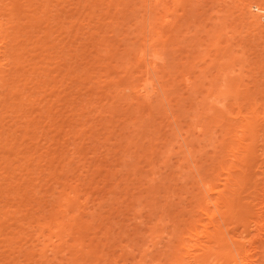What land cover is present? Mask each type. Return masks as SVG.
<instances>
[{
  "label": "rangeland",
  "instance_id": "rangeland-1",
  "mask_svg": "<svg viewBox=\"0 0 264 264\" xmlns=\"http://www.w3.org/2000/svg\"><path fill=\"white\" fill-rule=\"evenodd\" d=\"M158 1L0 0V264H176L210 242L204 181L264 264V3L185 0L172 29Z\"/></svg>",
  "mask_w": 264,
  "mask_h": 264
},
{
  "label": "bare ground",
  "instance_id": "bare-ground-1",
  "mask_svg": "<svg viewBox=\"0 0 264 264\" xmlns=\"http://www.w3.org/2000/svg\"><path fill=\"white\" fill-rule=\"evenodd\" d=\"M153 1V0H152ZM155 2L156 1H158V0H154ZM231 1H239V2H241V3H243L245 0H231ZM250 1V0H249ZM158 2H160V1H158ZM169 3H170V5H168L167 6V9H166V14L164 15V17H163V19H162V24H170V26H171V28L173 29V28H176V26L177 25H179L180 23L179 22H181V20H183L182 19V17L184 18V16H185V0H169ZM258 3H259V5H262V3H264V0H260V1H258ZM158 4V3H157ZM179 10H181L180 12H179ZM3 23H2V21L0 20V31H2V30H4L5 31V29L2 27L3 25H2ZM15 24H18V23H15ZM22 28V27H21ZM7 30L6 31H10L9 30V27H7L6 28ZM18 29V28H17ZM15 30V29H14ZM23 30V29H22ZM4 31H2V33L4 32ZM19 31V30H18ZM158 32H159V30H158ZM9 33V32H8ZM8 33L6 32H4V34L3 35H1V32H0V46L2 45V47H1V49L4 47V49L3 50H1V51H3V53L4 54H6L7 53V51H9V49H8V47H6L5 48V38H6V36H9L8 35ZM21 33V32H20ZM2 37V38H1ZM153 43H155V40H150L149 41V44L148 45H153ZM8 44V43H7ZM10 48V47H9ZM148 48L150 49V47L148 46ZM10 49H12V48H10ZM13 50V49H12ZM26 50V49H25ZM142 51H144V50H142ZM154 52H156V51H154ZM19 53V52H18ZM145 52H143V54H144ZM148 53H150V51L148 52ZM142 54V53H141ZM142 54V55H143ZM157 54V53H156ZM138 55V54H137ZM146 55V54H145ZM141 56V55H140ZM149 56H151V53L149 54ZM154 56H156L155 54H154ZM158 56V55H157ZM156 56V57H157ZM9 57V56H8ZM139 57V56H138ZM143 59H141L140 61L137 59V61H139V62H141L142 63V60H144L145 61V58H146V56L145 57H143V56H141ZM148 57V56H147ZM156 57H150L149 59H147L148 60V63L152 66V68L154 69L155 67H153V66H156L155 64L157 63L156 61H157V59H155ZM6 58H7V56H6ZM5 60V59H4ZM143 61V62H144ZM1 62H2V60H1ZM7 62V61H6ZM139 64V63H138ZM148 64V65H149ZM0 65H2V64H0ZM143 65H145V62H144V64ZM148 68V67H147ZM151 68V69H152ZM149 70H150V68H148ZM147 70V69H146ZM148 70V71H149ZM147 75H148V72H147ZM144 78V77H143ZM142 78V79H143ZM146 78V77H145ZM151 81V80H150ZM139 82H141V81H138V83L137 84H139V87H138V90L137 91H145L146 93H150V92H153V91H156V90H154V89H157L155 86L153 87V83H149V80L147 81L146 79L145 80H143L141 83H139ZM128 85V84H127ZM126 85V86H127ZM135 85V84H134ZM131 86L130 85V87L131 88H133L134 87V89H135V86ZM125 86V87H126ZM129 86V85H128ZM129 87V88H130ZM124 88V87H123ZM129 91H132L131 89L129 90ZM140 93V92H139ZM144 93V92H143ZM148 93V94H149ZM141 94H142V92H141ZM245 124H248V122H246ZM226 179H228V178H226ZM226 182H227V180H226ZM201 186H202V197L204 198L202 201H203V203H202V205H201V208H200V211H202L203 213H205L207 216H208V219H209V221L206 223V224H203V229H202V231H204V235H205V237H206V241H213L212 243H219L218 245H216L215 243V245L216 246H219V245H221L222 244V246H225V247H229V240L231 239V240H233L232 242L234 243V241H236L237 240V242L239 243V241H240V239H237L236 237V240H234L233 239V237H231L232 235H230V236H228V229H227V227H223V222H224V220H225V218H226V216H225V211H223V210H221V208H220V206L218 205V203L219 202H221V203H227L228 201H227V198H225V194H223V196L221 195V192L219 191V192H217V196H212L213 195V187H212V185L210 184V183H208L207 181H204V182H202V184H201ZM73 190V191H72ZM74 190H75V188H73V189H71V191H70V193H64V194H66V196H64V198H65V200L67 201V202H69V203H75V202H73V201H75V199H76V197L78 196V194H77V192H74ZM77 190V189H76ZM69 192V191H68ZM73 193H74V195H73ZM76 193V194H75ZM70 194V195H69ZM72 195H73V197H72ZM75 195H77L76 197H75ZM71 196V197H70ZM75 198V199H74ZM72 201H71V200ZM77 202V201H76ZM82 203V202H81ZM78 205V204H77ZM209 205H212V206H214V208H213V210L211 211V213L210 214H207V212L205 211V210H207V207L209 206ZM79 206V205H78ZM81 206H83V205H81ZM79 208V207H78ZM214 218V219H213ZM255 220H256V218H255ZM254 220V221H255ZM258 220V219H257ZM256 220V221H257ZM57 221V220H56ZM55 221V222H56ZM59 221V220H58ZM57 221V223L55 224V226H57V227H60V228H62V222H58ZM258 222V221H257ZM225 223V222H224ZM254 223V222H253ZM256 223V222H255ZM259 223H260V221H259ZM39 224H41V222H39ZM38 224V225H39ZM46 226H48L46 223H44ZM43 223H42V225L41 226H43L44 225ZM208 225H211L210 227H211V230L209 231V230H207L208 228ZM226 224H224V226H225ZM255 225V224H254ZM41 226H39L40 228H41ZM46 226H44V227H46ZM44 227H42V228H44ZM49 227H50V225H49ZM48 227V228H49ZM51 228V227H50ZM63 228H64V226H63ZM41 230H43V229H41ZM51 230H53L52 228H51ZM201 230V229H200ZM230 230V229H229ZM190 231V233H189V235L190 236H188L187 238L189 239L190 237H193V235L195 236H199V231L197 230V228H195V229H193V230H189ZM42 232V231H41ZM50 232H53V231H50ZM201 232V231H200ZM66 233H67V231H66ZM66 233L64 234V235H62V236H60V238L62 237V241H64L63 239H64V236H66ZM230 233V232H229ZM235 233V232H234ZM241 233V232H240ZM247 233V232H246ZM68 234V233H67ZM183 234V233H182ZM234 235V234H233ZM241 235V234H240ZM239 235V236H240ZM243 235V234H242ZM241 235V236H242ZM229 237H230V239H229ZM244 237V236H243ZM242 237V238H243ZM180 238H182V236L180 237ZM179 238V239H180ZM184 239V238H183ZM191 239V238H190ZM195 239V237L193 238V240ZM178 240V239H177ZM186 240V239H185ZM197 240V239H196ZM195 240V241H196ZM243 240V239H242ZM246 240V239H245ZM61 241V242H62ZM181 241V240H180ZM179 241V242H180ZM185 241H183V242H181V246H180V244H179V246L180 247H183L184 249H185V252H183L184 254H182V255H180L179 256V254L177 255L178 256V258H177V263L176 264H186L187 262H188V258H189V260H198L199 261V257L201 256L200 254H202L203 255V252L204 253H207V254H205V255H208V254H210V256H211V254H212V256L211 257H217L218 256V254L220 253V252H217V251H214L213 250V248L214 247H216L214 244H212V243H208V244H204V245H202L201 243H199V244H201V246L203 247V249H202V252L201 253H191L190 252V249H191V247L194 245L193 243L192 244H188V245H186L185 243H184ZM187 242V241H186ZM197 242V241H196ZM236 242V243H237ZM242 242V241H241ZM240 242V243H241ZM244 242V241H243ZM247 242H248V240H247ZM190 243V242H189ZM205 243H207V242H205ZM236 243H234V250H235V252H233L232 251V248H230V249H228V253L225 255L227 258H229L230 260H229V263H234V264H242L241 262H242V260H245L244 258H245V250H243V246H241V244L239 243V245H238V243L236 244ZM236 244V245H235ZM244 245V244H243ZM245 246V245H244ZM201 247V248H202ZM213 252H215V256H214V254H213ZM172 253V252H171ZM176 253V252H175ZM175 255V254H174ZM176 256V255H175ZM176 256V257H177ZM176 257H175V259H176ZM203 259L205 258L204 256H201ZM210 257V258H211ZM215 257V258H216ZM225 257V258H226ZM206 258H208V256H206ZM205 258V259H206ZM215 258H213V259H215ZM219 260L221 259V257H217ZM216 258V259H217ZM215 259V260H216ZM211 260V259H210ZM197 261V262H198ZM208 261V260H207ZM205 262V264H207L208 262ZM218 261V260H217ZM174 262V261H173ZM210 262V261H209ZM226 262H228V260L227 261H224V262H221V263H226ZM248 261L246 260V263H247ZM189 263V262H188ZM211 263V262H210ZM215 263V262H214ZM245 263V264H246ZM140 264V263H139ZM156 264V263H155ZM158 264V263H157ZM217 264V263H216ZM218 264H219V262H218ZM228 264V263H227ZM243 264H244V262H243Z\"/></svg>",
  "mask_w": 264,
  "mask_h": 264
}]
</instances>
